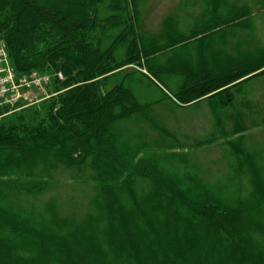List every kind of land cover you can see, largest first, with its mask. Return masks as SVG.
<instances>
[{"label": "trees", "instance_id": "1", "mask_svg": "<svg viewBox=\"0 0 264 264\" xmlns=\"http://www.w3.org/2000/svg\"><path fill=\"white\" fill-rule=\"evenodd\" d=\"M228 5L214 0L204 25L193 28L206 47L208 37L231 35L259 11ZM140 10L138 0H0V39L17 71L55 73L58 92L42 102L37 120L26 111L14 123L0 118V264H264V146L242 147L247 131L264 129V117L249 127L247 108L238 110L264 75V50L254 44L188 70L156 65L168 48L143 42ZM165 38L185 37L171 31ZM153 85L162 96L148 100ZM170 97L212 105L216 127L191 148L229 144L223 179H203L190 166L169 169L166 156H141L121 140L120 121ZM229 118L235 130L225 127ZM60 169L94 184L83 217L31 206L61 182L51 174Z\"/></svg>", "mask_w": 264, "mask_h": 264}, {"label": "rangeland", "instance_id": "2", "mask_svg": "<svg viewBox=\"0 0 264 264\" xmlns=\"http://www.w3.org/2000/svg\"><path fill=\"white\" fill-rule=\"evenodd\" d=\"M261 1L263 0H226L231 8L251 5L257 8L259 6V11L254 15L253 23L251 22L250 25L239 30H234L231 35L216 33L208 37L211 41L209 46L206 47L203 37H197L203 32L199 30L193 34V28L196 25L199 27L204 25L212 11L214 0H138L141 9L139 23L143 31L142 40L147 44L160 40V45L168 48L164 55L154 58L156 65L167 64L168 61L172 65L183 64L187 70L193 67L199 68L202 63L209 60L214 62L215 60L212 57L235 58L251 51L254 44H259V51H261L264 50V8L261 7ZM171 31L181 32L185 38L179 41L166 40L167 33ZM160 35H163L164 38L160 39ZM0 45L7 46L6 41L0 39ZM164 50L162 49V51ZM150 51L152 52V50ZM157 52L158 48L153 50V53ZM178 66L184 69L181 65ZM144 70L146 69L144 68ZM34 71L51 75V81L45 82L37 91H29L16 104L17 109L13 113H7L5 116L7 118H0L8 119L7 122L14 123L26 111L25 116L27 118L39 119L45 109L42 102L49 100L57 93L55 88L56 74L48 70H31V72ZM146 82H148V79H146ZM249 89V94L240 97V99L246 97L248 99L241 103L242 107L238 110L241 111L242 109L244 111L247 108L245 110L247 117L243 122L248 123L249 127H253L258 119L264 117V75L251 84ZM138 91L141 95L143 94L141 88ZM145 94L147 95H145V98L148 100H155L162 96V92L155 85L151 86L149 92H145ZM140 98L143 100V97ZM231 107V113L228 111V107L224 109L227 113L232 114L236 107ZM235 126L236 123L233 118L227 119L225 127L228 130H235ZM118 127L122 130L121 140L123 142L127 140L133 147L142 149L141 156L146 154L156 158V155L160 154L169 158L166 162L169 169L174 170L180 167L181 170L183 166H190L203 179L211 181L223 179L228 174V164H231L228 160L232 158L233 154L232 147L229 144L221 143L224 141L223 139L212 146L191 148V143L210 134L216 127L212 105L208 102L183 104L170 97L158 101L156 105L150 107L147 111L139 112L126 120L120 121ZM261 130L263 131L261 132ZM246 135L242 141V147L245 145H247L246 148L253 147V145L256 148H259V145L264 146V129L251 128ZM172 146H177L179 152H185L187 158L180 159L173 156ZM41 150L44 151L43 148ZM258 155L257 158H259ZM57 169L58 167L52 170ZM51 174L54 177L58 176L61 182L58 183L55 180L45 193L38 195L36 198H31V206L36 208L40 214L46 213L49 215L50 209L55 207L61 215L70 216V214H75L78 217H83L90 208L89 200L94 194V184H89L90 181H80L84 177L80 175L79 171L76 173L72 171L63 172L60 169L57 172L52 171ZM13 200L17 201L18 198ZM26 204L28 207L29 202H26ZM54 231L59 233L57 229H54ZM89 233L91 231L88 230ZM188 235L190 240L195 239V235L191 232ZM79 247L83 253L85 246L80 245Z\"/></svg>", "mask_w": 264, "mask_h": 264}, {"label": "built area", "instance_id": "3", "mask_svg": "<svg viewBox=\"0 0 264 264\" xmlns=\"http://www.w3.org/2000/svg\"><path fill=\"white\" fill-rule=\"evenodd\" d=\"M50 77L37 71L18 75L9 59V53L0 46V106L13 104L23 95V90L39 87Z\"/></svg>", "mask_w": 264, "mask_h": 264}, {"label": "crops", "instance_id": "4", "mask_svg": "<svg viewBox=\"0 0 264 264\" xmlns=\"http://www.w3.org/2000/svg\"><path fill=\"white\" fill-rule=\"evenodd\" d=\"M263 1H261V3H262Z\"/></svg>", "mask_w": 264, "mask_h": 264}]
</instances>
